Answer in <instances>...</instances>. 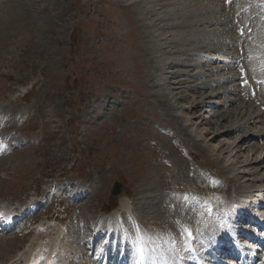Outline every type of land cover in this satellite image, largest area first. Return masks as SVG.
Segmentation results:
<instances>
[{
    "label": "rangeland",
    "instance_id": "rangeland-1",
    "mask_svg": "<svg viewBox=\"0 0 264 264\" xmlns=\"http://www.w3.org/2000/svg\"><path fill=\"white\" fill-rule=\"evenodd\" d=\"M223 1L0 0V108L30 117L13 127L25 139L22 149L0 160V197L23 200L50 178H75L94 191L71 216L62 214L65 203L58 210L72 218L62 263L88 262L75 226L114 202L163 232L161 225L176 226L175 208L189 217L172 193L177 187L215 198L216 175L228 195L264 193V117L237 115L251 100L259 103L239 94L245 88L237 87L235 70L214 64L236 56L222 37L239 38L229 27L236 4ZM256 29L255 40L264 38ZM212 50L225 54L207 61L203 54L214 56ZM214 68L225 78L219 86L200 72ZM225 85L233 89L230 103L218 97ZM115 181L122 185L116 200ZM43 212L49 217V208ZM125 214L118 218L127 224ZM20 239L0 237V264L14 257Z\"/></svg>",
    "mask_w": 264,
    "mask_h": 264
},
{
    "label": "bare ground",
    "instance_id": "bare-ground-1",
    "mask_svg": "<svg viewBox=\"0 0 264 264\" xmlns=\"http://www.w3.org/2000/svg\"><path fill=\"white\" fill-rule=\"evenodd\" d=\"M213 2V1H212ZM213 5L215 6V7H218L217 6V4H214L213 3ZM261 19V18H260ZM259 23V22H258ZM261 31V30H260ZM238 40H239V38H237ZM210 67V66H209ZM238 87V86H237ZM236 87V88H237ZM239 89V88H238ZM255 100H256V102L258 101V106L260 107V106H264V89L263 88H261V89H259L258 90V92H257V94L253 97ZM252 98V99H253ZM252 101H254V100H251L250 101V103L252 102ZM250 103H248L247 104V106L250 108V106H253V104H250ZM255 103V102H254ZM257 105V104H256ZM194 107H198V106H194ZM253 107H255V106H253ZM259 107H255L254 109H252V111L251 112H249V108H248V110L246 111V112H243L242 111V109H239V111H238V114L237 115H240L241 116V118L242 117H244V113H250L251 114V116H253V117H255L256 116V112H260V114H259V116H258V119H260V120H263V118H261V117H264V112H261V111H259ZM263 122H264V120H263ZM240 127V124H238V125H234V126H231L230 127V129L229 130H233V129H238ZM229 131H227V132H225V133H228ZM258 134V133H257ZM258 135H260V134H258ZM239 142H243V143H245L246 141H244V139H243V141H242V139L239 141ZM92 193H94V191L92 192ZM86 219H88V218H86ZM174 233H176V232H174ZM146 236H147V238L152 242V246H153V248L154 249H156L157 251H162V250H166V251H169V249H168V243H170L172 240H168V241H166V240H158V238L155 236V235H152L151 233H149V232H146ZM179 237V239H180V236H178ZM51 248V250H49L48 252H50L49 253V255L53 252V248H54V245L52 244V246L50 247ZM34 254H36V253H38V251H34L33 252ZM50 258V257H49ZM52 261H54V264H55V262L57 261V260H52ZM27 262H30V261H27Z\"/></svg>",
    "mask_w": 264,
    "mask_h": 264
},
{
    "label": "snow or ice",
    "instance_id": "snow-or-ice-1",
    "mask_svg": "<svg viewBox=\"0 0 264 264\" xmlns=\"http://www.w3.org/2000/svg\"><path fill=\"white\" fill-rule=\"evenodd\" d=\"M226 2H229V0H226ZM241 34H243V33H241ZM251 58V57H250ZM262 63H264V62H262ZM241 71L243 72L244 71V69H241ZM262 82H264V81H262ZM248 83V81L245 79V80H243V84H247ZM5 147V145L3 144V142L2 141H0V150H3V148ZM216 182L215 181H213V184H215ZM207 212H208V214L210 215L211 214V212H212V209L211 208H208L207 209ZM129 222L130 223H132L133 225L135 224V221L133 220V218H129ZM181 231L186 235V236H188L189 238L192 236V232H191V230L189 229V228H187V227H183L182 229H181ZM139 250H141V249H138V251Z\"/></svg>",
    "mask_w": 264,
    "mask_h": 264
},
{
    "label": "water",
    "instance_id": "water-1",
    "mask_svg": "<svg viewBox=\"0 0 264 264\" xmlns=\"http://www.w3.org/2000/svg\"><path fill=\"white\" fill-rule=\"evenodd\" d=\"M120 187H121V184L119 182H115L112 194L113 195L118 194L120 191Z\"/></svg>",
    "mask_w": 264,
    "mask_h": 264
}]
</instances>
